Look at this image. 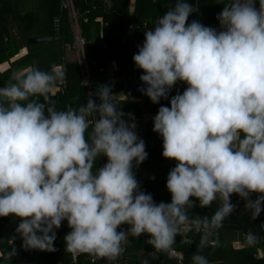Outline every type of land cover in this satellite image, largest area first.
I'll use <instances>...</instances> for the list:
<instances>
[{
	"label": "clouds",
	"instance_id": "clouds-1",
	"mask_svg": "<svg viewBox=\"0 0 264 264\" xmlns=\"http://www.w3.org/2000/svg\"><path fill=\"white\" fill-rule=\"evenodd\" d=\"M256 5L257 0H227L217 30L196 20L186 23L197 8L175 0L144 32L132 56L142 70L138 91L154 104L168 99L177 81L187 84L153 117L162 156L177 162L167 174V203L140 188L133 168L148 153L111 84H98L78 108L58 110L51 93L63 83L62 66L12 73L13 82L0 87V217L21 218L15 228L21 248L55 251L56 230L66 221L71 231L63 237L65 250L86 253L95 264L99 258L116 260L130 236L148 234L145 244L171 255L175 237L195 231L201 236L191 264H210L203 249L217 243L216 230L236 208L233 193L253 220L260 215L264 0ZM101 155L106 162L93 170ZM190 197L200 207L213 201L217 206L211 216H190ZM120 225L128 227L118 230ZM262 239L251 229L244 234L248 246ZM16 254L13 246L0 256L10 261Z\"/></svg>",
	"mask_w": 264,
	"mask_h": 264
},
{
	"label": "trees",
	"instance_id": "trees-1",
	"mask_svg": "<svg viewBox=\"0 0 264 264\" xmlns=\"http://www.w3.org/2000/svg\"><path fill=\"white\" fill-rule=\"evenodd\" d=\"M16 0H0V64L10 60L18 54L20 47H25L27 53L12 61L10 67L4 71H0V87L7 83L13 82L11 80L12 73L35 66L41 70L48 71L53 65H60L63 52L60 50L61 43H72V22L66 11H59L58 0H41L46 14L39 15L36 12H29L23 16L17 15L14 8ZM91 0H73L76 8L85 10L89 8ZM191 5L197 8L188 17L186 23L196 20L204 25L211 26L219 30L220 25L217 15L221 12L223 4L227 0H186ZM175 0H133V10L129 13L130 0H110V5L98 6L92 9L88 15L79 17V21H75L78 27V34L83 37L88 43L84 46V54L86 56V63L90 84L96 88L98 84L112 77L125 76L127 84L120 82L112 85V92L114 90L123 89L125 94L124 100L120 102L121 110L126 114L125 119L128 120V113L132 114L137 123L136 133L139 138H142L145 143V151L148 153L147 158L138 166L133 168L136 178L139 182L141 190L146 193L150 192L155 202H170L171 193L166 188L167 174L171 168L177 163L175 160L165 158L162 156V137L153 131L150 120L143 123V117H154L161 104L168 105L169 99L177 92H183L187 84L182 81H177L169 92L168 99H161L158 103H153L146 95L138 91V88L143 87V82L139 80L142 70L137 68L132 60V56L137 52V47L134 46L133 37L142 38L144 40V32L154 27L158 17L163 15L169 6H173ZM258 7V0L257 5ZM98 8V9H97ZM102 17V42L101 44L93 43L94 39H99L100 25L94 22L96 16ZM45 16V17H44ZM13 19L19 33V39L11 36L8 22ZM55 18L60 19V27L55 30L53 21ZM43 21V22H42ZM45 25V27L43 26ZM108 25V26H105ZM36 27H44L48 36L52 37V42L55 39L58 41L56 47L55 43L48 50H41L43 43L29 44L28 39L35 36H30V32ZM95 30V34L91 31ZM108 32L113 36L110 37ZM57 34V35H56ZM45 55L49 61L43 63H30V57L33 54ZM115 61L117 70L110 72L108 64ZM66 85L63 90L58 86L53 89L51 99L55 103L58 110H66L68 107L78 108L82 103L86 102L87 90L82 84V69L78 61L67 62L65 64ZM123 84L127 87L124 88ZM93 99H96L93 96ZM98 102V101H97ZM107 159V158H106ZM100 157L95 166L99 167ZM154 177V178H153ZM257 193H252L251 198L255 199ZM237 194L231 195V202L239 204L237 201ZM194 201V206L189 210V215L211 216L214 212L217 202L213 201L209 206L200 207L199 201L190 197ZM243 207H238L237 214H232L225 219L223 225L216 230V237L213 239L217 242L214 245L206 246L203 249V254L210 261V264H264V255L260 258L253 256L257 247L263 248L264 242L261 240L255 246H248L244 242V234L249 229L260 232L264 237V230L261 229V223L264 222V210L256 219H252L250 212L244 209V201L242 199ZM14 219H21L9 214L6 217H0V253H6L8 248L15 247L17 254L10 258V261L4 260L0 256V264H91L88 260V254H73L65 250L64 235L71 231L67 226L66 221H62L61 227L56 230V239L53 242L55 251H40L36 249L26 250L21 248V239L15 232L16 226L11 223ZM244 232V233H243ZM239 233L242 237L241 243L232 244L227 241V235ZM148 235V234H147ZM16 236L12 245L9 244V239ZM201 233L189 231L183 234V237L190 242L182 240L180 243H174L175 249H179L183 253L180 264H191V252L197 250V245L200 241ZM135 237H129L128 252L134 248ZM242 244V246H241ZM147 250L154 252L155 255L147 257L148 264H179L176 257L164 253L155 252L154 249L147 245ZM134 251V250H133ZM99 264V263H96ZM142 264V262H141Z\"/></svg>",
	"mask_w": 264,
	"mask_h": 264
},
{
	"label": "crops",
	"instance_id": "crops-1",
	"mask_svg": "<svg viewBox=\"0 0 264 264\" xmlns=\"http://www.w3.org/2000/svg\"><path fill=\"white\" fill-rule=\"evenodd\" d=\"M17 1V0H16ZM16 1L14 2V8H15V12H16V14L17 15H21V16H23L24 14H26V13H29V12H36L37 14H39V15H44V14H46V11H45V9L44 8H41V6L43 5L42 3H41V0H36V3H35V7H33V8H31L32 10H25L26 9V6L25 5H21L22 6V8H19V6H18V12L16 11ZM155 1V0H154ZM197 1V0H196ZM96 3H98V6H105V7H107V6H109L110 4V1H108V2H104L103 0H96ZM34 4V3H33ZM132 6H133V0H130V6H129V13H131L132 12V10H133V8H132ZM43 7V6H42ZM98 9V8H97ZM45 17V16H44ZM56 19V18H55ZM43 22V21H42ZM94 22H97V23H99V25H100V30H101V32H99V39H94V41H93V43H95V44H101V42H102V24H101V22H102V17L100 16V15H98V16H96V18L94 19ZM53 23H54V21H53ZM202 24H204V22H202ZM44 27H45V25H43ZM105 26H108V25H105ZM8 27H9V31H10V34H11V36L12 37H14L15 39H19V33H18V29H17V27H16V23H15V21L11 18L10 19V21L8 22ZM44 27H36V28H34L31 32H33L35 29H37V28H40L39 30V33L40 34H44V32L45 31H43L44 30ZM30 32V33H31ZM41 32H43V33H41ZM34 35L35 37H50V36H48L47 34H44V35ZM91 34H95V30H93L92 29V31H91ZM108 34H109V36L110 37H113L109 32H108ZM57 35V34H56ZM35 37H31V38H35ZM30 38V39H31ZM59 38H58V36H57V40H58ZM133 39H134V46H138V45H141L142 43H141V40H142V38H138V37H133ZM49 41H52V37H51V39L49 40ZM49 41H47V42H49ZM29 44H31V43H29ZM56 45H57V43L54 45V47H56ZM49 48H51V47H49ZM60 50L63 52V55H62V58H61V61H60V63L59 64H61V62H65V64L67 63V62H74V61H78L77 60V56H75V52L73 51V50H67L66 48H65V46H64V43H61L60 44ZM74 52V53H73ZM27 53V49L25 48V47H20V49H19V52H18V54H16L14 57H12L10 60H8V61H6V62H3V63H1L0 64V71H4V70H6V69H8L9 67H10V63L12 62V61H14V60H16V59H18V58H20V57H22V56H24L25 54ZM86 57V56H85ZM108 70L110 71V72H115L116 70H117V64H116V62L115 61H112V62H110L109 64H108ZM124 82V84H127V79H126V77L125 76H119V77H112V78H109L108 80H106V81H104L102 84H111V85H114V84H117V83H120V82ZM123 84V86H124V88L126 89L127 87L125 86ZM113 94H115L117 97H116V99L117 100H124L125 99V94H124V92H123V89H118V91H116V90H114L113 91ZM135 121V123H136V120H134ZM136 127H137V123H136ZM137 129L135 128V131H136ZM20 222V219H14L13 221H12V223H11V225L12 226H16L17 227V225H18V223ZM144 236H147V234H141L139 237L140 238H142V246H143V238H144ZM182 236L183 235H181V238H182ZM242 236L239 234V233H233V234H230V235H227V238H226V240L227 241H231L232 242V244L234 245H236V244H238V243H241L242 241H241V238ZM183 240V239H182ZM181 240V241H182ZM241 246H242V244H241ZM143 248V247H142ZM145 250H147V244H146V247L144 248ZM135 250V249H134ZM174 251H173V253L171 254L172 256H174V257H176V259H177V262L180 264L181 263V261H182V257H183V253L179 250V249H173ZM150 253H152V254H150V256L152 255H155V253L154 252H151V251H149ZM130 253V252H129ZM130 255H131V257H133L134 256V251L132 250L131 251V253H130ZM149 257V256H148ZM134 258V257H133ZM146 258H144V259H141V260H138L137 261V263L134 261V264H140L143 260H145ZM133 260H135V259H133Z\"/></svg>",
	"mask_w": 264,
	"mask_h": 264
},
{
	"label": "built area",
	"instance_id": "built-area-1",
	"mask_svg": "<svg viewBox=\"0 0 264 264\" xmlns=\"http://www.w3.org/2000/svg\"><path fill=\"white\" fill-rule=\"evenodd\" d=\"M96 0H91L89 2V8L85 9V10H81L79 8H76L73 0H58L59 3V11L63 12L66 11L71 22H72V33H73V37H72V43H65L64 46L67 50H73L76 53L77 56V60L81 65V69H82V73H83V77H82V84L83 81H87L88 83L85 86L87 93L89 91L94 92L95 89L94 87L90 84V80H89V75H88V69H87V63H86V57L84 54V46L88 43L83 37H80L78 34V27H77V23H75V21H79V17L81 18L83 15H88L92 9L96 8V4H95ZM104 2H108L110 0H103ZM54 26H55V30L59 29L60 27V19L56 18L54 20ZM59 66H62L65 72V62H61V64ZM66 85V74L64 76V80L63 83L58 84L57 86L59 88H61V90L64 89ZM93 98V97H92ZM153 122V117H143V119L141 120L143 123L148 122V121ZM106 162V157L101 155L100 156V166H103V164ZM237 201L239 202L238 207L242 208V199L240 197L237 196ZM128 225H120L118 226V230L120 228L123 229H127ZM214 237H216V234H214ZM182 239L186 242H190L188 239L184 238L182 236ZM262 241L264 242V239H262ZM128 243L123 245V252L120 254V256L114 260V261H108L107 259L104 258H99L96 259L95 264L99 263V264H134V260L131 257L130 253L128 252ZM264 255L263 253V248L262 247H257V249L255 250V252L253 253V256L256 258H260ZM88 260L89 262L92 264V260L91 257L88 256ZM141 264V263H140Z\"/></svg>",
	"mask_w": 264,
	"mask_h": 264
},
{
	"label": "rangeland",
	"instance_id": "rangeland-1",
	"mask_svg": "<svg viewBox=\"0 0 264 264\" xmlns=\"http://www.w3.org/2000/svg\"><path fill=\"white\" fill-rule=\"evenodd\" d=\"M34 3V4H33ZM35 3H36V0H17L16 1V11L18 12V6H19V8H22V6L21 5H25L26 6V9L25 10H32L31 8H33V7H35ZM203 22V20H201V23ZM40 28H37V29H35L33 32H31L29 35L30 36H34V35H39L40 33H39V30ZM43 31H45L44 32V34L46 33V29L45 30H43ZM41 33H43V32H41ZM44 34H40V35H44ZM35 38H39V37H35ZM57 39H55L54 40V42H52V41H49V42H45V43H43V45L41 46V48H40V51L41 50H48L49 49V47H52L53 46V44L55 43H57ZM28 42H29V39H28ZM35 44H37V43H35ZM74 53V52H73ZM75 56H76V54H75ZM49 61V58L47 57V56H45V55H39L38 53H35L34 52V54H33V56H31L30 57V60H29V62L30 63H36V64H38V63H43V64H45V63H47ZM137 128V127H136ZM175 247L176 246H172V248L173 249H175ZM134 248H135V250H134V258L133 259H135L134 261L137 263V261L138 260H141V259H144V258H147L148 256H150V252H149V250H145V249H143L142 248V238H140V237H135V241H134ZM197 250H193L192 252H191V250L190 251H187L186 253L187 254H194L195 252H196Z\"/></svg>",
	"mask_w": 264,
	"mask_h": 264
},
{
	"label": "water",
	"instance_id": "water-1",
	"mask_svg": "<svg viewBox=\"0 0 264 264\" xmlns=\"http://www.w3.org/2000/svg\"><path fill=\"white\" fill-rule=\"evenodd\" d=\"M50 39H51V37L31 38V39H29V43H31V44H35V43H45V42L49 41ZM151 128L153 129V124L151 125ZM234 205H236V208L234 209L233 213L230 214V216L232 214H237V212H238V210H237L238 204L234 203ZM145 238H146V236H144V238H143V246H142L143 249L146 247ZM175 242L176 243H180L181 242V235L178 234L175 237Z\"/></svg>",
	"mask_w": 264,
	"mask_h": 264
},
{
	"label": "bare ground",
	"instance_id": "bare-ground-1",
	"mask_svg": "<svg viewBox=\"0 0 264 264\" xmlns=\"http://www.w3.org/2000/svg\"><path fill=\"white\" fill-rule=\"evenodd\" d=\"M244 233V232H243Z\"/></svg>",
	"mask_w": 264,
	"mask_h": 264
}]
</instances>
